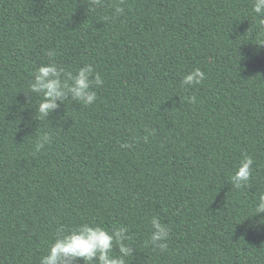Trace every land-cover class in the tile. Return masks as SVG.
I'll return each mask as SVG.
<instances>
[{
  "label": "trees",
  "instance_id": "obj_1",
  "mask_svg": "<svg viewBox=\"0 0 264 264\" xmlns=\"http://www.w3.org/2000/svg\"><path fill=\"white\" fill-rule=\"evenodd\" d=\"M253 2L0 0V264H40L61 229L82 223L127 227L129 264H264V213H253L264 28ZM47 49L66 70L93 65L104 83L92 105L68 93L38 118L29 84ZM194 68L203 83L182 86ZM44 133L51 143L36 151ZM244 153L252 178L236 189ZM153 216L170 228L164 251L146 243Z\"/></svg>",
  "mask_w": 264,
  "mask_h": 264
},
{
  "label": "clouds",
  "instance_id": "obj_2",
  "mask_svg": "<svg viewBox=\"0 0 264 264\" xmlns=\"http://www.w3.org/2000/svg\"><path fill=\"white\" fill-rule=\"evenodd\" d=\"M88 3L96 7L101 6L103 0H88ZM252 10L259 17V25L264 28V0H254ZM123 11L119 4L115 6V15L119 16ZM258 44L264 45V42ZM44 55L48 58V63H42L35 68L29 84V91L40 97L36 110L38 118L44 120L59 107L58 101L64 102L68 93L81 104L92 105L97 96L93 87H101L104 83L93 65L86 63L73 72L55 62L57 53L54 49L45 50ZM204 79L205 72L200 68H194L183 76L181 84L190 87L203 83ZM189 102L196 103L197 98L192 96ZM50 143L51 136L44 133L35 144V149L40 151L45 144ZM131 146L127 142L120 145L123 149ZM253 163L251 155L242 154L236 171L229 178L232 187L242 189L249 186ZM253 213H264V193L257 198ZM150 224L151 235L146 243H150L154 249L166 250L169 226L163 224L158 216H153ZM126 233L127 227H113L109 230L99 224L90 223L79 224L67 231L61 229L49 245L47 254L40 258V264H76L79 259H82L84 264H129L130 258L134 257V251L132 246L126 243L130 240ZM114 249L118 250V255L113 254Z\"/></svg>",
  "mask_w": 264,
  "mask_h": 264
}]
</instances>
